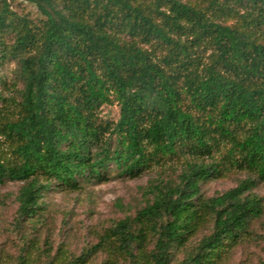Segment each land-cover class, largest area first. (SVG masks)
<instances>
[{
    "label": "trees",
    "instance_id": "1",
    "mask_svg": "<svg viewBox=\"0 0 264 264\" xmlns=\"http://www.w3.org/2000/svg\"><path fill=\"white\" fill-rule=\"evenodd\" d=\"M25 1L40 19L0 0V185L23 184L19 218L33 220L53 184L109 182L111 166L133 180L179 173L151 182L145 207L80 255L42 256L222 264L264 216L252 194L264 184V0ZM114 104L118 121L105 120ZM235 174L247 179L204 196Z\"/></svg>",
    "mask_w": 264,
    "mask_h": 264
},
{
    "label": "rangeland",
    "instance_id": "2",
    "mask_svg": "<svg viewBox=\"0 0 264 264\" xmlns=\"http://www.w3.org/2000/svg\"><path fill=\"white\" fill-rule=\"evenodd\" d=\"M14 11L40 19L35 6L25 0H8ZM16 64H10L5 72L8 80L13 79ZM3 90L0 85V92ZM3 92V91H2ZM5 95L7 90L3 92ZM102 117L111 122L119 119L116 104L102 109ZM171 167L155 168L140 179L119 177L114 166L110 168V181L106 183L83 182L80 191L73 192L58 188L54 184L44 192L41 209L33 220L19 218L18 197L21 183L0 185V264H20L32 254L37 264H48L49 258L43 251L51 249L55 257L59 248L69 257L78 256L83 250L96 244L98 236L125 217H133L151 200L148 186L161 174L176 178ZM247 179L245 174L229 175L202 186L206 198L217 197L236 188ZM252 194L262 199L264 206V184H259ZM251 236L239 245L222 264H264V216L254 221ZM206 232L205 234H207ZM197 237L191 249L202 239ZM186 254H180L184 260ZM104 255L95 258L99 264ZM59 262V261H58ZM56 264H59V263Z\"/></svg>",
    "mask_w": 264,
    "mask_h": 264
}]
</instances>
